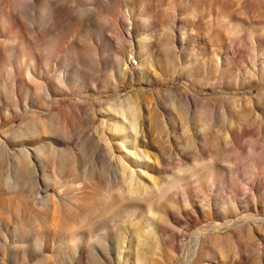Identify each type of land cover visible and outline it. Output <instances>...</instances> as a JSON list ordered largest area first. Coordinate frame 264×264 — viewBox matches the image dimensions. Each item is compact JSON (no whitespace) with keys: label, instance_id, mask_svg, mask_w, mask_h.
<instances>
[{"label":"rangeland","instance_id":"obj_1","mask_svg":"<svg viewBox=\"0 0 264 264\" xmlns=\"http://www.w3.org/2000/svg\"><path fill=\"white\" fill-rule=\"evenodd\" d=\"M0 264H264V0H0Z\"/></svg>","mask_w":264,"mask_h":264}]
</instances>
